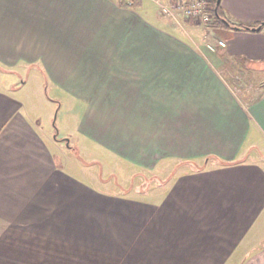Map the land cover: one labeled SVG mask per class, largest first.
<instances>
[{
  "label": "crops",
  "instance_id": "crops-1",
  "mask_svg": "<svg viewBox=\"0 0 264 264\" xmlns=\"http://www.w3.org/2000/svg\"><path fill=\"white\" fill-rule=\"evenodd\" d=\"M221 7L247 28L210 27V51L145 0H0V71L42 67L72 99L77 154L167 175L137 197L71 172L8 83L0 264H264V0Z\"/></svg>",
  "mask_w": 264,
  "mask_h": 264
},
{
  "label": "rangeland",
  "instance_id": "rangeland-1",
  "mask_svg": "<svg viewBox=\"0 0 264 264\" xmlns=\"http://www.w3.org/2000/svg\"><path fill=\"white\" fill-rule=\"evenodd\" d=\"M145 1L154 6L158 13H160V16L174 21L171 17L161 11L160 7L155 4L153 0ZM160 1L168 2L170 0ZM180 16L182 19L183 16ZM192 30H194L195 35L197 34V38L198 35L202 36V40L216 45L217 42H214L211 40V37L205 35L210 32V27H207L206 24L195 21ZM189 32L190 31L187 30L185 33L188 34ZM213 34H215L214 37L222 38L227 41L224 31H221L220 29L214 30ZM43 71L42 67L40 68L36 65L33 66L30 64L20 68L17 73L0 71V88L5 89V86H7L8 83H14L16 89H13L14 87L12 86L11 91L24 102L28 113L35 116L46 130L52 132L55 138L60 140L65 139L64 141L67 142V145L69 143V149L73 151L74 154H62L61 161L74 162V165L71 164V172L81 174V171L83 170L86 175L82 174V176L87 181L103 185L107 189L112 188L113 190H116V192L123 194L126 193L125 191L127 190L128 195H135L137 197H145L144 195L148 191H153L156 188L153 185L160 184L159 178L163 179L167 177V175H143L140 169L125 167V165L118 164V162L116 163L108 158L98 159V154H77L80 151L78 148H74V146L76 147L75 138L69 134L76 135L78 121L77 115L79 112L73 111L72 99L70 100L69 96L63 94L59 88L53 87L52 89V85L48 82ZM238 80L242 84L247 81L243 78L237 79L236 77L233 81L238 83ZM248 80L250 87H247L246 90L249 91L250 88L254 89L253 84L255 77H251ZM260 80V78L256 79L257 82ZM234 90L236 93H239L238 84L235 85ZM243 90L244 87L241 91ZM66 135H69V137L72 138H68ZM254 153L256 154V152ZM262 160L264 161V157H262ZM76 165L80 169L79 172ZM103 180H106L105 183H103Z\"/></svg>",
  "mask_w": 264,
  "mask_h": 264
},
{
  "label": "built area",
  "instance_id": "built-area-1",
  "mask_svg": "<svg viewBox=\"0 0 264 264\" xmlns=\"http://www.w3.org/2000/svg\"><path fill=\"white\" fill-rule=\"evenodd\" d=\"M128 3L133 0H126ZM209 0H178L163 2L160 0H153L157 4L161 11L167 16L171 17L174 22L182 26L183 18H192L196 22L207 23L211 20V14L207 10V3ZM183 18L181 19V16ZM216 46L225 47L226 42L219 40L216 45L208 43L206 48L210 51H214Z\"/></svg>",
  "mask_w": 264,
  "mask_h": 264
},
{
  "label": "trees",
  "instance_id": "trees-1",
  "mask_svg": "<svg viewBox=\"0 0 264 264\" xmlns=\"http://www.w3.org/2000/svg\"><path fill=\"white\" fill-rule=\"evenodd\" d=\"M121 1L125 2L126 0H121ZM140 1L141 0H133V2H131V3H128L127 1L126 2L128 4H131V5H138V3ZM170 1H178V0H170ZM215 8H216V10H215ZM207 10L211 14V20L209 22L205 23L208 27H211V28L236 27L238 29H240V28L246 29L247 28L245 24L236 23V22H233L227 18V16L225 15V13L223 12V9L221 7V1L217 5L216 0H209L207 3ZM188 19H192V18H188ZM192 20L195 22L194 19H192ZM258 24L259 23H257L256 25H258ZM235 77H236V73H235Z\"/></svg>",
  "mask_w": 264,
  "mask_h": 264
},
{
  "label": "water",
  "instance_id": "water-1",
  "mask_svg": "<svg viewBox=\"0 0 264 264\" xmlns=\"http://www.w3.org/2000/svg\"><path fill=\"white\" fill-rule=\"evenodd\" d=\"M221 0H216V4L218 5L220 3ZM216 10V8H215ZM264 25V21L261 22L260 24H258L257 26L251 27V30H260V28Z\"/></svg>",
  "mask_w": 264,
  "mask_h": 264
}]
</instances>
